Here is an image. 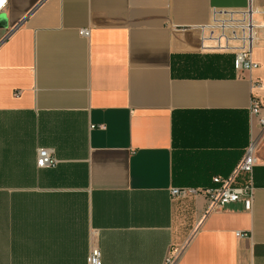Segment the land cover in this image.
I'll use <instances>...</instances> for the list:
<instances>
[{"label":"crops","instance_id":"crops-1","mask_svg":"<svg viewBox=\"0 0 264 264\" xmlns=\"http://www.w3.org/2000/svg\"><path fill=\"white\" fill-rule=\"evenodd\" d=\"M256 3V0H254ZM248 0H7L0 10V264H264L259 67L193 78L200 28ZM81 31H87L82 36ZM256 142L253 209L203 195ZM58 163L38 168L37 151ZM237 234H246L238 237Z\"/></svg>","mask_w":264,"mask_h":264},{"label":"built area","instance_id":"built-area-1","mask_svg":"<svg viewBox=\"0 0 264 264\" xmlns=\"http://www.w3.org/2000/svg\"><path fill=\"white\" fill-rule=\"evenodd\" d=\"M7 0H0V10ZM248 6L242 10H217L212 12L208 24L200 28V50L202 54L229 55L233 58L234 69L237 74L252 72L259 65L253 60V49L258 31L264 32V7H260L254 0H248ZM87 36V31H81ZM251 115L259 119L264 128V118L261 116V102L256 98L251 101ZM257 144L250 143L243 159L239 162L233 173L226 177H214L213 187L206 189L174 188L173 197L187 195H203L209 201L208 211L225 208L227 205L242 203L246 211L253 209L255 186L253 182L254 169L257 166ZM58 161L51 149L40 148L37 151L38 168H54ZM246 237V234H237ZM87 264H101V252L92 248ZM166 264H173L168 259Z\"/></svg>","mask_w":264,"mask_h":264},{"label":"trees","instance_id":"trees-1","mask_svg":"<svg viewBox=\"0 0 264 264\" xmlns=\"http://www.w3.org/2000/svg\"><path fill=\"white\" fill-rule=\"evenodd\" d=\"M221 61V62H220ZM234 70L232 57H197L192 56V77L207 78H228ZM198 189V188H196Z\"/></svg>","mask_w":264,"mask_h":264},{"label":"rangeland","instance_id":"rangeland-1","mask_svg":"<svg viewBox=\"0 0 264 264\" xmlns=\"http://www.w3.org/2000/svg\"><path fill=\"white\" fill-rule=\"evenodd\" d=\"M256 3H257L258 6L264 7V0H256ZM234 71H235V69H234Z\"/></svg>","mask_w":264,"mask_h":264},{"label":"water","instance_id":"water-1","mask_svg":"<svg viewBox=\"0 0 264 264\" xmlns=\"http://www.w3.org/2000/svg\"><path fill=\"white\" fill-rule=\"evenodd\" d=\"M4 24V22L2 21V19H0V25H3Z\"/></svg>","mask_w":264,"mask_h":264}]
</instances>
